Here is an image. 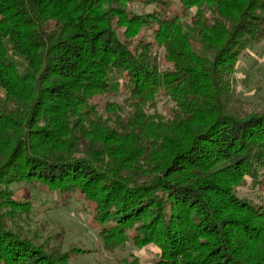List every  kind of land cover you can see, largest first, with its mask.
Wrapping results in <instances>:
<instances>
[{
	"label": "trees",
	"instance_id": "obj_1",
	"mask_svg": "<svg viewBox=\"0 0 264 264\" xmlns=\"http://www.w3.org/2000/svg\"><path fill=\"white\" fill-rule=\"evenodd\" d=\"M261 42L264 0H0V264L84 252L24 233L19 182L79 195L106 246L153 264H264V202L239 196L264 189V110L230 108ZM120 92L126 121L98 103Z\"/></svg>",
	"mask_w": 264,
	"mask_h": 264
},
{
	"label": "rangeland",
	"instance_id": "obj_2",
	"mask_svg": "<svg viewBox=\"0 0 264 264\" xmlns=\"http://www.w3.org/2000/svg\"><path fill=\"white\" fill-rule=\"evenodd\" d=\"M136 10H146L136 5ZM157 59L161 58L162 50H156ZM16 61L23 68L22 58ZM115 77V74L113 75ZM116 101L123 109V120H127L131 108L124 93L116 96H102L98 103L101 110L106 104ZM159 108L168 113V104L163 101ZM230 108L241 116L253 111L264 110V42L256 44L238 64L233 84V96ZM15 197L19 200H30L34 206L33 213L19 225L25 234L35 237L40 244L46 239L50 246L63 253L73 247L84 249V252L73 254L72 264H128L138 258L141 264H153L157 249L154 246L138 248L132 243L124 246H106L98 236L91 222L89 207L79 195L64 201L58 193H50L44 188L25 182L14 184ZM239 196L264 202V189L252 186L239 189Z\"/></svg>",
	"mask_w": 264,
	"mask_h": 264
}]
</instances>
